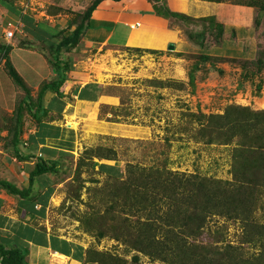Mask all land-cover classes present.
Returning a JSON list of instances; mask_svg holds the SVG:
<instances>
[{
	"label": "rangeland",
	"instance_id": "obj_1",
	"mask_svg": "<svg viewBox=\"0 0 264 264\" xmlns=\"http://www.w3.org/2000/svg\"><path fill=\"white\" fill-rule=\"evenodd\" d=\"M4 1L11 3L5 7L14 10V16L30 11L43 18H47L46 14H62L66 15V20H79L75 16L78 8L75 3L73 6L66 4L62 9L54 4L60 0ZM199 1L191 13L188 9L179 12L196 18L216 13L217 3ZM226 3L235 10L231 13L219 8L221 20L229 22L233 17L240 18L242 23L236 27H246L245 32L226 30L224 35L218 36L220 30H213L209 23L171 19V28L180 30V39L163 47L164 51L106 45L97 47L96 51L90 48L94 53L79 63L91 73L89 78L93 75L105 83L108 93L116 96L117 104H99L97 108L88 109L84 106L80 108L81 121L66 120L65 125L78 130L77 148L62 159L60 172L53 176L54 193L47 220L57 233L85 245L89 264L152 263L149 256L118 239L110 228L109 224H120L127 216L119 204L115 210L111 209L118 201L113 197L115 182L108 173L114 175L117 171L112 168L101 173L88 163L91 158L104 162L102 155H111L115 150L114 156L124 169L123 179L127 178L128 165L132 163L232 180L239 137L231 138L232 130L227 120L215 117L227 113L233 120L240 116L238 112L263 111L258 120L264 122V10L256 5L234 7L236 4L231 1ZM209 4L212 9L207 10ZM223 10L229 18H224ZM5 25L0 21V35ZM188 29L205 33V44L200 47L192 42ZM16 39L19 38L12 41ZM225 39L232 41L222 53L219 49ZM171 44L175 45L174 49H169ZM40 52L49 55L46 48ZM204 55L209 56L204 58ZM36 59L30 57L33 65L40 66L42 58ZM18 67L27 75L21 64ZM0 86L3 87L0 89V128L3 127L0 133L1 137H6L10 128L7 126L10 121L6 119L13 115L20 99L15 100V84L1 61ZM250 118L256 120L253 115ZM253 132L251 128L250 133ZM263 143L256 142L257 145ZM2 155L4 153L0 158ZM258 205L252 215L256 225L264 224V190ZM102 229L106 231L105 237L99 235ZM243 231L240 220L215 216L207 224L200 242L212 244L222 236L219 240L225 243L243 244L248 255L258 254L257 244L244 243ZM135 254L139 256L138 262L133 260Z\"/></svg>",
	"mask_w": 264,
	"mask_h": 264
},
{
	"label": "trees",
	"instance_id": "obj_2",
	"mask_svg": "<svg viewBox=\"0 0 264 264\" xmlns=\"http://www.w3.org/2000/svg\"><path fill=\"white\" fill-rule=\"evenodd\" d=\"M208 1H231L233 4L245 6L256 5L264 10V0ZM101 2L102 0H93L83 13H75V16L79 18L78 22L71 20L64 29L51 33L48 38L50 42L44 35L49 32L42 33V27L40 28L41 33L39 30L35 33L28 27L25 29L50 47L52 56L49 61L56 73L51 81L42 83L36 98L33 97L23 77L12 64L9 53L13 46L0 42V61L4 60L7 73L14 83L25 92L17 109L13 111V115L6 119V121H10L7 123V126H10L8 135L1 137L0 133V142H4L2 145L4 151L21 160L29 159V155L21 153L22 147L27 144L23 139L26 114L32 120L37 121L38 127L44 126V129L52 127L64 132V137L59 143L64 146L65 150H69L63 151L65 155L58 161L49 160L43 156L39 157L30 172L28 188L20 189L13 182L0 178V189L20 200L31 201L33 206L41 204L43 214L47 211L54 189L49 187L45 194L40 191L35 194L33 184L39 177L48 178L49 175L54 176L60 172L62 159L73 152L76 139L74 129L61 128L43 121L50 110L45 104V94L48 91H53L59 97L63 96L61 88L68 79V73L74 67L71 57L66 56L65 50L76 48L83 39L87 38V33L92 29L91 15ZM0 3L11 6V3L4 0H0ZM155 7L158 15L169 20L174 21L180 18L189 23L199 21H202V24L209 23L213 30L215 28L220 30V33H217L218 36L224 35L226 31V26L219 22L214 15L196 18L185 13L173 12L165 3L157 4ZM111 27L112 25L109 24L106 35L103 38H98L97 42H104ZM188 36L200 47L205 44V33L189 30ZM33 44L34 42L28 41L20 43V45L28 46ZM208 56L204 55V58H208ZM89 86V84L86 85L81 91L82 99L88 98L83 91ZM93 86L94 89H99L97 85ZM262 113L263 111L253 114L244 111L238 112L240 116L233 120H230L227 113L215 117V119L227 120V124L232 130L231 138L239 137L234 151L236 159L232 180L203 177L197 173L187 174L168 168L142 167L132 163L128 165L127 178L123 179L125 173L121 169L120 161L114 156L115 150L111 155H102L101 158L115 160L114 165L94 161L91 158L88 163L97 168L99 172L105 174L112 168L117 171L114 175L108 173V177L115 182L113 197L115 201H118L111 206V209L115 210L116 205L119 204L127 215L120 224H109L110 228L112 227L116 232L117 238L124 240L135 251L149 256L152 259L151 264H156V261H159V264H264V224L256 225L252 221L253 212L258 208L264 190V145L256 144V142L264 141V122L258 120L259 114ZM251 115L254 116L255 121L250 118ZM251 128L254 131L252 134L250 133ZM43 135L46 136V134ZM33 137L36 138L32 136L28 139L33 144L37 143L38 139H33ZM53 137L52 135L50 138ZM53 181L55 182V180ZM118 186L120 189L117 190ZM38 215L41 214L38 213ZM215 216L240 220L244 227V243L257 244L259 246L258 254L248 255V252H244L243 244L233 245L229 241L225 243L219 240V238H223L222 236L214 239L212 244H202L201 236L205 233L209 221ZM99 235L105 237L106 231L102 229ZM87 253L86 250V256L81 258L85 264L91 263ZM27 255L26 247L10 245L2 239L0 240V264H30ZM133 260L138 262L139 256L135 254Z\"/></svg>",
	"mask_w": 264,
	"mask_h": 264
},
{
	"label": "crops",
	"instance_id": "obj_3",
	"mask_svg": "<svg viewBox=\"0 0 264 264\" xmlns=\"http://www.w3.org/2000/svg\"><path fill=\"white\" fill-rule=\"evenodd\" d=\"M60 1V3L57 2V4H54L62 9L63 6H67L66 4H68V6H73V3L78 4L76 10L73 7L76 13H83L93 2V0ZM204 1L208 2V0ZM199 2V0H102L91 15L92 29L87 33V38L83 39L77 46L78 48L80 47L79 49L74 47L66 53V56L71 57L74 67L73 70L68 73V79L61 88L63 96L59 97L53 91H48L45 94V104L50 110L47 116L43 118V121L54 126H60L61 128H72L76 132L75 148L71 153H74L77 148L78 130L76 127L65 125L66 120L81 121L80 119L83 118L80 115L82 114L80 108L84 106L88 109L91 107L97 108L99 104H117L116 96L108 93L105 83L96 79L93 75L92 78H89L91 73L85 71V67L82 69L79 63L86 60L88 56H91L90 53H92L93 50L96 51L97 47L99 48V46L106 45H126L164 51L163 47L180 39V30L171 28L169 19L167 20V18L158 15L155 6L160 3H165L173 12L188 9L189 13H191L195 5L200 4ZM209 2L212 3V1ZM215 3L216 13L212 15L216 16L217 20L226 26L228 32L230 31L233 33V29L237 32L239 30L245 32V29H247L246 27H240L239 29L236 27L242 23L240 18L236 19V17H233L232 21L223 22L217 11L219 8H222L231 12V10L233 11L235 8L226 5L228 4L226 2ZM209 5L210 6L206 8L207 10L212 9V5ZM14 6L17 7L15 4ZM242 6L244 5L236 4L234 7ZM221 14H223L224 18H229L225 16L224 10ZM45 16L47 18H43L37 13L30 11H23V16H19V14L14 16V10H9V8H6L5 5L0 3V21L6 23L2 30V35H0V42L1 39H3L2 42L13 46L9 53L12 64L23 77L24 82L31 90L34 98L38 95L42 83L51 81L56 76V73L49 61L52 56L50 47L44 44L43 41H39L33 34L25 29L28 27L35 33L37 30L41 33V29H43L42 33L48 31L49 34L44 33V35L46 36L45 38H47L46 40L50 42L48 38L51 36V33L53 34L64 29L69 22V20H66V17H64L66 15L46 14ZM12 19L22 23L23 28L19 30L14 37L7 38L5 36L7 22ZM109 24H111L112 27L104 42H97L98 38H103L106 35ZM14 38L19 39L13 42L12 40ZM22 41L34 42V44L32 46L20 45L19 43ZM230 41L232 40L225 39L223 44L224 47L223 45L220 46V52L223 53V50L227 46L226 44ZM44 48L49 50V55L45 54L44 56V53L40 52V50ZM90 48L93 50L89 51ZM76 50L77 53H75ZM30 57L42 58L41 65H33ZM20 64L25 71H27V75L18 67ZM1 65L5 67L4 60H1ZM14 84L15 91L13 96L16 97L15 100L23 98L25 95L24 90L18 87L16 83ZM88 84L90 86L83 91L88 98L82 99L80 93ZM93 85H97L99 89H94L95 87ZM2 88L3 87L0 86V89ZM95 96H97L96 99H94ZM43 134H46V136ZM47 135H53L54 137L50 138L51 136ZM32 136L38 139L37 143L33 144V142L28 139ZM63 137L64 132L58 131L52 127L47 129H44V126L38 127L36 120L25 117L23 139L27 144L22 147L21 153L23 155H29V159L21 160L18 157L9 155L3 149L1 150L3 143L0 144V154L4 153L2 158H0V178L13 182L20 189L28 188L30 186V172L39 157L43 156L49 160L58 161L65 155L63 151H69L65 150V148H63L64 146L59 143ZM36 138L33 137V139ZM104 162L110 165L116 163L115 160H105ZM121 169L124 171L122 165ZM48 178L39 177L36 179L33 184L35 194L39 191L45 194L49 187H53L55 183L53 181L55 180L54 177L49 175ZM38 213L41 215H38ZM47 215L48 208L46 213L43 214L41 204L38 203L36 206H33L31 201L20 200L18 197L0 189V240L2 239L10 245L26 247L28 250L27 260L30 264H85V262L81 260L82 257L86 256L87 249L85 245L69 236L57 233L48 223ZM82 247H84V249H82ZM43 261L46 262L44 263Z\"/></svg>",
	"mask_w": 264,
	"mask_h": 264
},
{
	"label": "built area",
	"instance_id": "obj_4",
	"mask_svg": "<svg viewBox=\"0 0 264 264\" xmlns=\"http://www.w3.org/2000/svg\"><path fill=\"white\" fill-rule=\"evenodd\" d=\"M23 24L18 21L9 20L7 23V29L5 30V36L12 38L17 31L22 30Z\"/></svg>",
	"mask_w": 264,
	"mask_h": 264
},
{
	"label": "water",
	"instance_id": "obj_5",
	"mask_svg": "<svg viewBox=\"0 0 264 264\" xmlns=\"http://www.w3.org/2000/svg\"><path fill=\"white\" fill-rule=\"evenodd\" d=\"M174 44H171L170 46H169V49H174Z\"/></svg>",
	"mask_w": 264,
	"mask_h": 264
},
{
	"label": "clouds",
	"instance_id": "obj_6",
	"mask_svg": "<svg viewBox=\"0 0 264 264\" xmlns=\"http://www.w3.org/2000/svg\"><path fill=\"white\" fill-rule=\"evenodd\" d=\"M12 20H13V19H12ZM15 21H16V20H15ZM7 23H8V22H7ZM22 28H23V27H22ZM17 32H18V31H17ZM17 32H16V33H17ZM15 35H16V34H15ZM15 35H14V36H15Z\"/></svg>",
	"mask_w": 264,
	"mask_h": 264
}]
</instances>
